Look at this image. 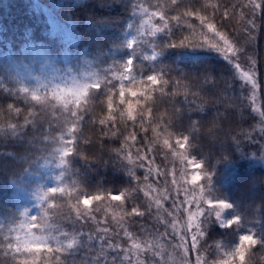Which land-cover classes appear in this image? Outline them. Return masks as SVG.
<instances>
[{
    "label": "trees",
    "instance_id": "obj_1",
    "mask_svg": "<svg viewBox=\"0 0 264 264\" xmlns=\"http://www.w3.org/2000/svg\"><path fill=\"white\" fill-rule=\"evenodd\" d=\"M53 1L54 16L71 23L73 45L52 32L46 11L34 9L32 0H0L2 48L18 54L27 44H44L56 55L68 48L77 58L84 56L92 60L105 77L99 90H90L88 104L80 110V118L74 119L54 101H33L0 68L3 78L0 81V237L5 236V228L18 217L14 184L34 170L58 145L59 136L74 126L70 136L74 141L70 148L74 151L66 157L63 167V192L49 193L48 203L42 209L47 212V222L62 233L61 237H75L77 243L71 248L64 247L61 253L41 254L45 247L31 249L26 252L34 256L16 260L0 253V264H17L23 259H28L29 264H57V255L59 264L176 263L183 252L178 238L163 221L156 201L163 185L168 186L170 166L180 161L172 155V151H181L175 143L179 133L192 135L191 155L202 160L204 170L210 173V177L204 178L210 195L232 205L228 209L230 216L241 217L239 224L223 227L214 215L203 213L199 225L205 234L199 236L195 248L200 263L214 264L221 259L222 264H264V165L251 160L252 155L264 152V0H255L258 27L251 32L245 27L247 20L253 18L251 14L241 19V14L247 11L241 5H248L249 0ZM138 4L163 13L169 21L167 29L149 38L153 39L154 58L145 57L144 44L129 48L125 42L126 24L136 21L133 11ZM217 7L218 11L213 12ZM193 9L198 15L182 16L178 21L171 19ZM225 11L227 20L222 19ZM200 16L214 18L206 19L202 25ZM157 22L161 27L165 23L160 19ZM207 23L216 25L218 31L228 32L237 39V47L244 50L234 63L253 74L261 115L253 111L250 86L241 79L234 63L211 48L217 42L225 46L207 28ZM185 39L189 44L205 46H173ZM128 57L132 58L137 81L151 73L161 74L170 81L163 86L165 94L161 96L158 91L156 102H150L147 107L136 106L137 98L127 97L134 102V120H129L126 114L121 117L126 105L119 104L117 95L120 83L127 88L132 82H121L109 75L111 70H121ZM106 66L110 68L103 70ZM205 77L210 78L206 85ZM112 84L116 121L102 126L99 119H107L109 115L105 95ZM149 109L151 115L147 114ZM161 116L171 121L167 129L157 127L162 124ZM169 133L171 151L163 145ZM108 192H123L125 196L121 201L110 198L101 203L93 201L92 214L99 224L95 220L78 219L71 210L70 205L78 196ZM133 207L145 215H131ZM96 208L101 211H95ZM104 228L108 229L107 233L102 231ZM244 232L254 233L260 243L247 248L251 238H241L235 256H231L238 262L230 263L229 256L224 257L223 253ZM108 242L118 244L125 251Z\"/></svg>",
    "mask_w": 264,
    "mask_h": 264
},
{
    "label": "rangeland",
    "instance_id": "obj_2",
    "mask_svg": "<svg viewBox=\"0 0 264 264\" xmlns=\"http://www.w3.org/2000/svg\"><path fill=\"white\" fill-rule=\"evenodd\" d=\"M33 2L36 7L45 10L48 14L51 13L48 8L51 7L52 1L33 0ZM153 13L158 12L149 10L143 5H140L135 10L137 21L135 23H127L126 27L125 42L127 45L129 40L134 41V43L149 42L148 38L160 33L151 34L153 25L161 27L156 21L159 19V15H153ZM48 19L53 25V30H59V27L55 24L57 20L54 16L52 17V13ZM59 25L63 29L61 31L63 39L66 42L75 41L69 34V27L63 24ZM146 55L150 57L155 55L151 44H149ZM0 68L7 71L9 78L15 80L21 90L23 88L29 89L28 93L30 95L32 91H38L41 95L56 85H69L73 80L89 83L100 82L102 79L101 71L95 67L89 58H77L76 54L71 52L70 49H65L60 55H52L46 45L32 43L22 47L19 54L2 49L0 46ZM116 72H111V76H113L112 73ZM244 72L249 73L252 77V82L243 79L242 73ZM238 74L250 86L252 107L260 115L258 88L253 74L241 68L238 69ZM2 79L0 74V81ZM65 99L68 104L73 101L71 95H66ZM69 140V132L60 136L59 143L53 151L40 160L35 165L34 170L29 171L19 183L14 184L13 197L19 212L17 220L5 228L4 234L5 236H10L13 241H19L24 251L46 247L43 242L44 237L52 238L57 236L63 238L61 237L62 233L56 231L47 222V212L42 208L48 203V196L43 199L42 197L46 191L50 192L51 189H63L64 182L62 177L65 163H60L58 150L65 146L70 147L67 143ZM253 161L259 164L264 163V153L259 157H253ZM194 174L193 166L189 165L187 161L181 162L180 160L177 164L173 163L170 166L168 186L166 185L167 187H165L163 185L161 195L158 198L161 217L178 237L179 244L184 251L181 259L172 264H197L199 260L197 254H195V257L192 254L194 251L192 248V237H198V219L207 206L201 203L204 196L200 192V186L204 182H195L199 178V174H196L193 177V181H191V176ZM170 195L171 198L169 197ZM25 211H27L28 215H21ZM32 216H40L42 221L48 224L47 230L32 232L31 228L33 226L28 223ZM221 219H227L225 211L222 213ZM231 256H227L230 263L238 262L236 257L233 258ZM199 264H201L200 260Z\"/></svg>",
    "mask_w": 264,
    "mask_h": 264
},
{
    "label": "snow or ice",
    "instance_id": "obj_3",
    "mask_svg": "<svg viewBox=\"0 0 264 264\" xmlns=\"http://www.w3.org/2000/svg\"><path fill=\"white\" fill-rule=\"evenodd\" d=\"M242 8H247L246 12H243L241 14V19H245L247 15L251 14L253 17L251 20H247L245 27H247L248 32H251L252 30L256 29L258 27L256 23V8L258 7V4L255 3V0H249L248 5H241ZM206 10V9H205ZM217 8H213V12H217ZM153 15H159L160 20L165 21L163 27H158L156 25L152 26V32L151 34L154 35L157 32H161L168 28L169 21L165 20V16L163 13H153ZM192 15H198L195 9L191 11H187L184 13H181L180 16H174L171 19L172 20H179L182 16H192ZM201 20V23L205 22L206 19H213L212 18H206L204 16L199 17ZM224 20L229 19L227 11H225L223 18ZM150 22V21H149ZM207 28L214 31L215 35L219 37V41L223 42V45L225 47H221L219 42L216 44L211 45V48L218 51L223 55V57L230 61L232 64L234 61H238L239 57L243 55L242 49L237 47V39L230 36V34L226 31H218L217 26L213 23H207ZM134 44V41L129 40L128 47L131 48ZM176 45H183L188 47H204L203 44H189L186 39L182 40L180 43H175L173 46ZM225 53H231V55H227ZM252 64H255V60L253 59ZM133 61L132 58L129 57L124 65V67L116 73H112V75L118 80V81H131V86L127 87L124 83H120L119 90H118V97H119V104L120 105H126V108L120 113L121 117H123L125 114L127 115L129 120H134V102L132 100H129L127 97L130 95L131 97H136L135 105L141 106V107H147L148 104L155 103L157 100L156 93L159 91L160 95L163 96L165 94V88L164 85H168L170 81L168 79H165L163 75L158 73H151L147 76L140 77L139 81H137L136 76H134L133 73V67H132ZM234 67L236 69H239L241 65L239 63H234ZM242 77L244 80L252 82V77L249 75L248 72L242 73ZM200 80H195L194 82H199ZM204 84H208L210 82L209 77H205L203 79ZM137 86H139L137 90ZM109 87V91L106 93V108L109 113L107 119L101 118L99 119L100 125H104L106 122H112L115 123L116 117L113 114L115 112L114 104L116 103L115 96L112 94V90L115 88V85L112 84ZM101 88V83L99 81L95 82H89V83H81L78 80H73V82L66 86H60L56 85L52 89H48L43 96H41L38 91H32L31 92V99L37 103L43 102L45 99L54 101L57 105L61 106L65 111L70 112V115L74 119H79V113L82 108H85V106L89 102L90 94L92 91L90 90H99ZM203 88L200 89L202 91ZM22 91L24 93H28L29 89L23 88ZM123 93V95H121ZM66 95H71L73 97V101L71 106H69L68 101L65 99ZM172 95H175V93H172ZM178 111V110H177ZM148 115L152 114V110L149 109ZM160 120L162 121V124H157V127H164L167 129L171 126V121H165L163 116L160 117ZM192 127H195V124L192 125ZM69 133L75 131V127L69 128ZM153 132H156V128H153ZM113 135H116L114 132ZM192 135L191 134H183L179 133L176 135L175 143L179 146L180 152L172 151V155L174 157H179L181 162L187 161V163L191 166H193V169L195 171V174L191 176V181H193V177L196 174H199V178L195 180V182H203L205 177H210V173L204 170V164L202 160H198L196 157L191 155V147L192 145ZM132 139H135V136L132 137ZM68 144H73L74 141L69 140L67 142ZM163 145L165 148H167L169 151L172 150L173 145L171 143V134H168V138L163 139ZM73 149L65 146L64 148H61L58 150L59 152V160L60 163H65V158L73 154ZM119 151V150H117ZM194 182V183H195ZM58 191L63 192V189H51L50 192H45L44 196L45 198L48 196L49 193H57ZM200 192L204 196V199L201 201V203L207 205V214L208 213H214L216 218L220 220L223 227H232L234 224H239L241 221V217L239 215H233L230 218L227 219H221L222 213L232 208V205L223 199H215L213 198L210 193L207 190V184L201 183L200 186ZM125 194L123 192L119 194H113L112 192H108L106 195L103 194H95V195H83L78 196L76 199V202L72 205H70L71 210L75 212V216L78 219L84 220V221H93L95 220L97 224L100 223L99 220H97L96 216L92 214L93 209L91 208V205L93 201L97 203L103 202L105 199H111L115 201H121L124 199ZM157 205L160 204V201H156ZM81 205L83 207H81ZM95 211L99 212L101 211L100 208H96ZM21 215L27 216V211L21 213ZM131 215L133 216H143L145 215L144 212L140 211L138 208L133 207L131 210ZM191 219V218H190ZM28 223L32 225L31 228L32 232H38V231H46L48 224L44 223L42 221V218L40 216H32L30 220H28ZM199 230V236H204V231L201 228L200 225L197 226ZM103 232L107 233L108 229L104 228L102 229ZM125 235L127 236L128 233L126 232ZM251 238V243L247 246V248H252L253 246H256L260 241L256 237V235L252 232H244L241 233L238 238L235 245L232 246L231 249L225 251L223 253L224 257L234 255L235 250L238 246H240L241 238ZM199 237L193 236L192 237V248L195 249L197 247L196 241ZM52 241H55L54 243ZM43 242L46 244V247L41 252L43 253H61L64 250V247L71 248L76 243L77 240L75 237H44ZM109 245H114L116 248H119L121 251H125L124 249L120 248L118 244H113L111 242H108ZM53 244H55V247H53ZM133 247L135 249H139L138 244H134ZM187 251V249H186ZM0 253H3L5 256L11 258L12 260H16L17 257H25V256H34V253H29L24 250H22L21 244L19 241L13 239L10 236H4L0 237ZM246 256V251H245ZM41 259L43 260L44 257L41 255ZM57 264H59L60 257L59 255L56 256ZM245 261V259H244ZM17 264H29L28 259H23L20 261H17ZM138 264H143V262H138ZM199 264V260L197 262ZM214 264H222V260H216L214 261Z\"/></svg>",
    "mask_w": 264,
    "mask_h": 264
}]
</instances>
